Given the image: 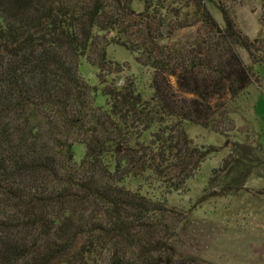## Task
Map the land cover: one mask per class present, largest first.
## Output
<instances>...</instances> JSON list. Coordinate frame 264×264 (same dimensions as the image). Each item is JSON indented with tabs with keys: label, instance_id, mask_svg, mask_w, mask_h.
<instances>
[{
	"label": "trees",
	"instance_id": "1",
	"mask_svg": "<svg viewBox=\"0 0 264 264\" xmlns=\"http://www.w3.org/2000/svg\"><path fill=\"white\" fill-rule=\"evenodd\" d=\"M135 1L0 0V264H90L97 253L104 264H210L180 253L168 218L178 212L126 180L151 171L170 177L169 191L182 189L217 150L192 146L185 122L235 131L230 104L255 81L264 44L239 27L233 6L242 0H175L179 8L143 0L142 11ZM196 23L205 27L196 43L162 42L163 27L169 36ZM113 42L153 70L151 101L105 86L107 100L96 105L97 87L79 66L86 59L103 69ZM129 118L137 132L124 126ZM155 124V138L142 141ZM76 143L86 147L79 162ZM234 147L241 156L227 158L224 171L240 168L229 189L241 190L259 167L245 155L260 148Z\"/></svg>",
	"mask_w": 264,
	"mask_h": 264
},
{
	"label": "rangeland",
	"instance_id": "2",
	"mask_svg": "<svg viewBox=\"0 0 264 264\" xmlns=\"http://www.w3.org/2000/svg\"><path fill=\"white\" fill-rule=\"evenodd\" d=\"M167 1H174V7L181 5L179 1ZM133 6L137 11H142L144 1L136 0ZM209 6L222 23L220 9L212 3ZM233 9L239 27L251 39L261 40L257 46L263 45L264 24L261 16L264 14V0L238 1L234 3ZM183 12L191 14V21L195 19L193 7H185ZM163 28L167 36H164L162 42L174 49L196 43L201 37L199 32L205 30L201 23H196L189 27L173 28V33L168 36L167 27ZM114 36L113 32L108 34L112 40ZM107 44L105 59L101 61L103 69L90 64L86 59L79 66L83 78L97 87L96 105H104L107 100L102 94L105 86L131 88L141 94L144 103L151 101V67L138 62L139 52L122 44ZM241 54L245 62L251 64L248 51L241 49ZM255 70V81L230 104L235 131L223 135L198 124L185 122L184 128L192 140V146L201 149L214 146L217 150L201 163L197 173L186 181L182 189L169 191L172 181L170 177L158 176L151 171L126 180L128 188L140 191L150 200H166L168 208L179 215L173 217L175 214H170L168 218L176 231L180 253L210 264H264V63L255 65ZM127 125L132 132H137L138 124L132 118L125 122L124 126ZM160 129L161 126L155 124L142 133L141 140L147 143L154 139ZM235 142L249 143L260 148L249 156L245 155L250 162L258 163L259 167L248 177L241 190L229 189L232 187L231 176L235 174L237 177L240 168L232 169L230 175L224 171L227 169L224 166L227 158L241 156L234 147ZM74 150L75 160L79 162L85 155L86 147L83 143H76ZM222 166L224 168L218 170ZM224 189L226 194L221 193ZM91 258L90 264L106 262L105 257L98 253Z\"/></svg>",
	"mask_w": 264,
	"mask_h": 264
}]
</instances>
